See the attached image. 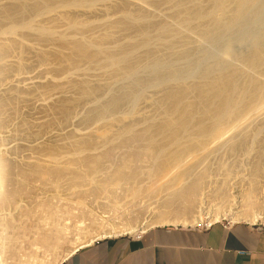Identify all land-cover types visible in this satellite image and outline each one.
<instances>
[{"label":"bare ground","instance_id":"bare-ground-1","mask_svg":"<svg viewBox=\"0 0 264 264\" xmlns=\"http://www.w3.org/2000/svg\"><path fill=\"white\" fill-rule=\"evenodd\" d=\"M262 138L264 0H0V264L264 222Z\"/></svg>","mask_w":264,"mask_h":264},{"label":"crops","instance_id":"crops-1","mask_svg":"<svg viewBox=\"0 0 264 264\" xmlns=\"http://www.w3.org/2000/svg\"><path fill=\"white\" fill-rule=\"evenodd\" d=\"M62 264H264V228L247 222L152 227L84 246Z\"/></svg>","mask_w":264,"mask_h":264},{"label":"rangeland","instance_id":"rangeland-1","mask_svg":"<svg viewBox=\"0 0 264 264\" xmlns=\"http://www.w3.org/2000/svg\"><path fill=\"white\" fill-rule=\"evenodd\" d=\"M259 142L261 143V145H264V138L260 139ZM241 143H245V142L244 141H241ZM240 149H242V150H240ZM252 156L249 157V156L245 155V152H244V149L243 148H239L237 150V152L234 153L233 155L232 154L225 153V150L223 149L220 152H216L214 154V156L210 159V161H211V163H214L215 162L212 165L215 168H216V165H218V163L221 162L222 160H225V162L230 163V165L233 168V179H236V178H238L241 175H245V174H248L249 173V168L252 166L253 162L255 160H257L255 158L257 156V158L262 161V176H264V165H263L264 164V148L261 149V150H258V152L256 150L255 151V154H253ZM231 160H232V162H231ZM243 169H245V170L247 169V170L245 171ZM212 173L213 174H219V172L217 171V168ZM151 207H153V205H151ZM222 221L226 222V221H229V220L226 219V220H221L219 222H222ZM239 222H244V221H239ZM255 225L264 228V222H262V221L256 223ZM192 226H203V225H192ZM124 235L125 236H134V235H130V234H124ZM101 239H104V238H101ZM25 245H26V247L29 246L28 241L25 242Z\"/></svg>","mask_w":264,"mask_h":264},{"label":"built area","instance_id":"built-area-1","mask_svg":"<svg viewBox=\"0 0 264 264\" xmlns=\"http://www.w3.org/2000/svg\"><path fill=\"white\" fill-rule=\"evenodd\" d=\"M234 223H236V222H232V223H230L229 221H226V224L227 225H232V224H234ZM210 226V225H209ZM206 227H208V226H206Z\"/></svg>","mask_w":264,"mask_h":264},{"label":"water","instance_id":"water-1","mask_svg":"<svg viewBox=\"0 0 264 264\" xmlns=\"http://www.w3.org/2000/svg\"><path fill=\"white\" fill-rule=\"evenodd\" d=\"M171 226H174V225H171ZM179 226H182V225H179Z\"/></svg>","mask_w":264,"mask_h":264}]
</instances>
